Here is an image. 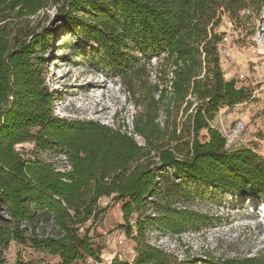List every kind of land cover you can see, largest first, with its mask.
<instances>
[{"label": "trees", "instance_id": "1", "mask_svg": "<svg viewBox=\"0 0 264 264\" xmlns=\"http://www.w3.org/2000/svg\"><path fill=\"white\" fill-rule=\"evenodd\" d=\"M51 4L140 107L132 133L55 115L56 93L46 81L48 33L35 21ZM263 6L264 0H0V198L8 216L0 225V264L12 240L57 256L59 264L99 259L85 227L102 211V197L121 202L126 220L135 215L134 225H124L135 257L109 264H183L150 244L147 232L196 231L199 214L176 205L193 186L264 205V157L250 147L228 148L212 125L221 108L252 96L224 78L221 26L252 24ZM152 58L155 82L145 78L136 98L131 80L148 76ZM23 143L59 149L68 167L25 157L15 148ZM199 264H264V249Z\"/></svg>", "mask_w": 264, "mask_h": 264}, {"label": "rangeland", "instance_id": "2", "mask_svg": "<svg viewBox=\"0 0 264 264\" xmlns=\"http://www.w3.org/2000/svg\"><path fill=\"white\" fill-rule=\"evenodd\" d=\"M35 21L39 32L48 33L44 54L46 81L56 93L55 115L93 119L132 133L135 117L141 109L134 105L122 79L97 65L94 60L96 47L86 43L64 23L53 4ZM251 21L252 24L236 29L229 24L221 26L225 35L218 49L224 78L234 79L237 86L248 88L252 96L230 108H221L212 124L229 140H234L228 148L250 147L264 157V6L259 18ZM146 68L148 76L143 72L131 80L136 98L145 78L148 77L149 83L155 82V58ZM135 138L138 143H144L141 136L135 134ZM15 148L25 157L33 155L58 168L68 167L59 149L36 151L32 143L17 144ZM189 192L186 199L176 205L199 214L198 229L173 234L150 226L147 232L150 244L174 254L183 264L203 263L209 257L253 255L264 249V205L251 197L247 203L238 195L202 184L191 187ZM152 200L155 196L147 203ZM98 208L102 211L85 228L99 249V259L86 258L75 264H109L114 257L131 261L136 254L135 243L126 235L124 225L126 222L134 225L135 215L126 220L121 202L111 197L99 199ZM7 218L5 203L0 198V225L5 224ZM4 257L6 264H14L17 260L27 264H59L57 256L13 240L4 251Z\"/></svg>", "mask_w": 264, "mask_h": 264}, {"label": "built area", "instance_id": "3", "mask_svg": "<svg viewBox=\"0 0 264 264\" xmlns=\"http://www.w3.org/2000/svg\"><path fill=\"white\" fill-rule=\"evenodd\" d=\"M213 125V124H212ZM214 126V125H213ZM219 129V128H218ZM219 131L221 132V130L219 129ZM222 133V132H221ZM223 134V133H222ZM224 135V134H223ZM225 137H226V142H227V145H229L230 143H232V141H234V140H229V138L226 136V135H224ZM234 139V138H233Z\"/></svg>", "mask_w": 264, "mask_h": 264}]
</instances>
